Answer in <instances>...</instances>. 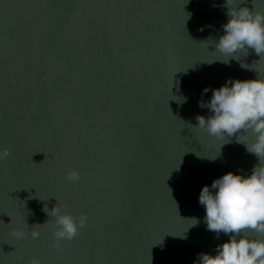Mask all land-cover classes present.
Segmentation results:
<instances>
[{
    "label": "water",
    "instance_id": "water-1",
    "mask_svg": "<svg viewBox=\"0 0 264 264\" xmlns=\"http://www.w3.org/2000/svg\"><path fill=\"white\" fill-rule=\"evenodd\" d=\"M226 11L225 0H0V264H192L228 238L206 228L198 195L251 171L257 157L237 139L254 133L224 143L196 116L227 78L264 76V54L216 60ZM56 203L88 219L53 247L43 207Z\"/></svg>",
    "mask_w": 264,
    "mask_h": 264
},
{
    "label": "clouds",
    "instance_id": "clouds-1",
    "mask_svg": "<svg viewBox=\"0 0 264 264\" xmlns=\"http://www.w3.org/2000/svg\"><path fill=\"white\" fill-rule=\"evenodd\" d=\"M225 5L227 20L214 41V50L225 58L216 60L229 63V57L238 59L234 53H247L249 49L260 58L264 54V11L249 8L244 0H225ZM202 91L208 92L209 86ZM211 93L207 101L199 102V106L207 107L210 114H197L196 126L211 136L227 137L224 143L230 142L229 138L234 134L237 139L239 133L250 130L254 133L251 143L238 139L237 142L243 143L258 162L247 174L228 170L214 178L211 185L201 186L198 202L204 207L206 228L217 234L222 232L228 238L216 245L214 252L198 253L192 264H264V236L250 235L252 232L264 234V76L227 78L219 87H213ZM9 153L6 147L0 149V159ZM218 155L208 158L215 159ZM79 175L77 169L67 172L71 181L78 180ZM43 211L54 220L53 247L59 246L62 240L73 239L88 219L86 213L73 216L58 203L51 209L44 205ZM191 219L190 226L199 222L195 217ZM30 234L36 238L39 231L33 228ZM13 235L20 239L26 233L18 228ZM29 264L41 262L34 256L29 259Z\"/></svg>",
    "mask_w": 264,
    "mask_h": 264
}]
</instances>
